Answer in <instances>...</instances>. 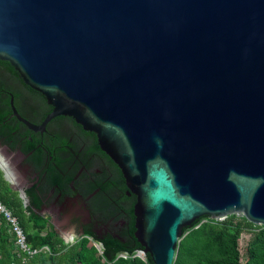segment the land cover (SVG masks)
Here are the masks:
<instances>
[{
  "label": "water",
  "instance_id": "95a60500",
  "mask_svg": "<svg viewBox=\"0 0 264 264\" xmlns=\"http://www.w3.org/2000/svg\"><path fill=\"white\" fill-rule=\"evenodd\" d=\"M0 60L52 106L39 129L70 116L110 153L138 257L173 264L204 215L264 225V0H0Z\"/></svg>",
  "mask_w": 264,
  "mask_h": 264
},
{
  "label": "flooded vegetation",
  "instance_id": "af4514ba",
  "mask_svg": "<svg viewBox=\"0 0 264 264\" xmlns=\"http://www.w3.org/2000/svg\"><path fill=\"white\" fill-rule=\"evenodd\" d=\"M11 67L0 60V155L10 186L24 191L26 205L37 199L40 219L61 237L72 233V242L132 237L136 195L110 153L70 116H55L39 129L52 106Z\"/></svg>",
  "mask_w": 264,
  "mask_h": 264
},
{
  "label": "trees",
  "instance_id": "16d2710c",
  "mask_svg": "<svg viewBox=\"0 0 264 264\" xmlns=\"http://www.w3.org/2000/svg\"><path fill=\"white\" fill-rule=\"evenodd\" d=\"M17 191L0 169V201L16 215L28 246L37 253L31 256L22 253L0 217V264H153L148 254L143 258L136 255L143 247L134 234L123 240L83 237L76 242H65L34 211L39 207L37 199L25 205ZM243 233L249 237L240 246ZM90 241L99 246L100 253ZM173 264H264V225L253 224L235 214L222 220L201 216L183 228Z\"/></svg>",
  "mask_w": 264,
  "mask_h": 264
},
{
  "label": "built area",
  "instance_id": "2783aa9c",
  "mask_svg": "<svg viewBox=\"0 0 264 264\" xmlns=\"http://www.w3.org/2000/svg\"><path fill=\"white\" fill-rule=\"evenodd\" d=\"M0 217H2L5 220L9 231L13 235L14 243L16 247L22 253H25L26 255L29 256L37 253L36 249H31L28 246L24 231L20 226L16 215H14L12 210L6 207L1 201H0Z\"/></svg>",
  "mask_w": 264,
  "mask_h": 264
},
{
  "label": "rangeland",
  "instance_id": "374dc122",
  "mask_svg": "<svg viewBox=\"0 0 264 264\" xmlns=\"http://www.w3.org/2000/svg\"><path fill=\"white\" fill-rule=\"evenodd\" d=\"M17 195H18V193H17ZM18 197H19V195H18ZM19 198H20V197H19ZM236 216H239V215H236ZM224 218H225V217H224ZM224 218H223V219H224ZM217 220H222V219H220V218L218 219V218H217ZM248 237H249V234H247V233H243V234L241 235L240 240H239V244H240V246H244V244H246V242H247V240H248ZM75 239H76V238H75ZM72 241H73V240H72ZM89 244L95 245L96 248L98 249V253H100V248H99V246H98L95 242L90 241ZM44 249L46 250V248H44ZM137 254L143 256L142 252H137ZM11 264H12V263H11Z\"/></svg>",
  "mask_w": 264,
  "mask_h": 264
}]
</instances>
